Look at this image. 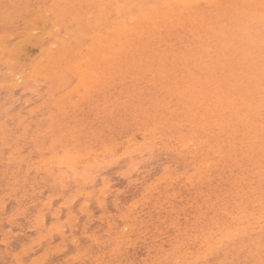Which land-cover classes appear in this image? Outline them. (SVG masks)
<instances>
[{
  "label": "rangeland",
  "instance_id": "rangeland-1",
  "mask_svg": "<svg viewBox=\"0 0 264 264\" xmlns=\"http://www.w3.org/2000/svg\"><path fill=\"white\" fill-rule=\"evenodd\" d=\"M192 1L0 0V264H264V0Z\"/></svg>",
  "mask_w": 264,
  "mask_h": 264
},
{
  "label": "bare ground",
  "instance_id": "bare-ground-1",
  "mask_svg": "<svg viewBox=\"0 0 264 264\" xmlns=\"http://www.w3.org/2000/svg\"><path fill=\"white\" fill-rule=\"evenodd\" d=\"M24 1H25V0H24ZM73 1H74V0H73ZM124 1H125V0H124ZM137 1H138V0H137ZM152 1H153V0H152ZM155 1H156V0H155ZM189 1H190V0H189ZM197 1H199V0H197ZM197 1H195V2H197ZM202 1H203V0H202ZM202 1H201V2H202ZM213 1H214V0H213ZM217 1L219 2V0H217ZM261 1H262V0H261ZM144 2H145V1H144ZM167 2H168V1H167ZM195 2H194V3H195ZM205 2H207V1H205ZM210 2H211V1H210ZM191 3H193V1H192ZM194 3H193V4H194ZM221 3L224 4V3L222 2V0H221ZM17 4H18V3H17ZM43 4H44V3H43ZM49 4H50V3H49ZM56 4H57V3H56ZM56 4H55V5H56ZM153 4H154V3H153ZM153 4H152V6H153ZM158 4H159V3H158ZM170 4H171V3H170ZM181 4H182V3H181ZM27 5H28V4H27ZM50 5H51V4H50ZM82 5H83V4H82ZM143 5H144V4H143ZM159 5H160V4H159ZM159 5H158V7H159ZM178 5H179V4H178ZM195 5H196V4H194V6H195ZM218 5H219V4H218ZM51 6H52V5H51ZM162 6L164 7V5H162ZM171 6H172V5H171ZM41 7H42V6H41ZM44 7H45V6H44ZM124 7H125V6H124ZM140 7H142V6H140ZM175 7H176V6H175ZM188 7H189V6H188ZM188 7H187V10L189 9ZM204 7H205V6H204ZM263 7H264V5H263ZM5 8H6V7H5ZM9 8H10V7H9ZM19 8H20V7H19ZM22 8H23V7H22ZM24 8H25V7H24ZM26 8H27V7H26ZM57 8H58V7H57ZM76 8H77V7H76ZM81 8H82V7H81ZM106 8H107V7H106ZM114 8H115V7H114ZM114 8H113V10H114ZM128 8H129V5H128ZM135 8H136V7H135ZM138 8H139V6H138ZM144 8H146V7H144ZM177 8H178V7H177ZM177 8H176V9H177ZM179 8H180V7H179ZM184 8H185V6H184ZM7 9H8V8H7ZM42 9H43V8H42ZM136 9H137V8H136ZM142 9H143V8H142ZM148 9H149V8H148ZM162 9H163V8H162ZM167 9H168V8H167ZM172 9H173V8H172ZM185 9H186V8H185ZM185 9H184L183 11H186ZM39 10H40V9H39ZM125 10H126V9H125ZM129 10H130V8H129ZM133 10H134V9H133ZM153 10H154V8H153ZM163 10H164V9H163ZM180 10H181V9H180ZM263 10H264V9H263ZM61 11H62V10H61ZM108 11L110 12V9H108ZM108 11H106V12H108ZM142 11H143V10H142ZM167 11H168V10H167ZM191 11H192V9H191ZM55 12H56V11H55ZM73 12H74V11H73ZM129 12H130V11H129ZM169 12H170V10H169ZM178 12H179V11H178ZM189 12H190V9H189ZM34 13H35V12H34ZM52 13H53V12H52ZM69 13H70V12H69ZM101 13H102V12H101ZM137 13H138V12H136V14H137ZM159 13H160V12H159ZM180 13H182V12H180ZM71 14H72V11H71ZM132 14H133V13H132ZM141 14H142V13H141ZM141 14H140V15H141ZM155 14H156V13H155ZM157 14H158V13H157ZM157 14H156V15H157ZM167 14H168V13H167ZM170 14H171V13H170ZM187 14H188V13H187ZM190 14H191V13H190ZM10 15H11V14H10ZM17 15H18V13H17ZM43 15H45V14H43ZM49 15H50V14H49ZM120 15H121V14H120ZM120 15H119V16H120ZM137 15H138V14H137ZM171 15H172V14H171ZM247 15H248V14H247ZM252 15H255V14L252 13ZM252 15H251V16H252ZM15 16H16V15H15ZM36 16H37V15H36ZM64 16H66V15H64ZM129 16H131V15H129ZM187 16H188V15H187ZM0 17H1V16H0ZM67 17H68V15H67ZM115 17H116V16H115ZM135 17H137V16H135ZM146 17H147V15H146ZM156 17H158V16H156ZM156 17H155V18H156ZM163 17H164V16H163ZM181 17H182V16H181ZM181 17H179V18H181ZM263 17H264V16H263ZM3 18H4V17H3ZM140 18H142V16H141ZM144 18H145V17H144ZM144 18H143V19H144ZM159 18H160V17H159ZM165 18H167V17H165ZM172 18H173V17H172ZM172 18H171V19H172ZM174 18H175V17H174ZM34 19H35V18H34ZM43 19H44V18H43ZM56 19H57V20H60V19H58V18H56ZM113 19H114V18H113ZM131 19H132V18H131ZM138 19H139V16H138ZM171 19H169V20H171ZM177 19H178V17H177ZM177 19H176V20H177ZM17 20H18V19H17ZM57 20H56V21H57ZM83 20H84V19H83ZM133 20H134V19H133ZM152 20H154V18H153ZM156 20H157V22H158L159 19H156ZM172 20H173V19H172ZM174 20H175V19H174ZM179 20H180V19H179ZM179 20H178V21H179ZM181 20H182V19H181ZM110 21H112V20H110ZM118 21H119V20H118ZM118 21H117V22H118ZM131 21H132V20H131ZM131 21H130V22H131ZM139 21H140V20H139ZM148 21H149V20H148ZM182 21H183V20H182ZM182 21H181V23H182ZM189 21H191V20H189ZM13 22H14V21H13ZM68 22H69V20H68ZM144 22H145V20H144ZM163 22H164V20H163ZM30 23H31V21H30ZM36 23H37V22H36ZM41 23H42V21H41ZM71 23H72V22H71ZM94 23H95V22H94ZM135 23H136V22H135ZM135 23H134V24H135ZM145 23H146V22H145ZM153 23H154V22H153ZM153 23H152L151 25H154ZM164 23H165V22H164ZM167 23H168V22H167ZM51 24H52V23H51ZM69 24H70V23H69ZM83 24H84V23H83ZM159 24H160V23H159ZM159 24H158V25H159ZM175 24H177V23H175ZM175 24H174V25H175ZM85 25H86V24H85ZM141 25H142V24H141ZM146 25L149 26V24H147V23H146ZM155 25H156V24H155ZM155 25H154V26H155ZM158 25H157V27H159ZM165 25H166V24H165ZM174 25H173V26H174ZM33 26H34V25H33ZM81 26H83V25H81ZM112 26H114V25H112ZM133 26H135V25H133ZM133 26H132V27H133ZM143 26H144V25H143ZM143 26H142V27H143ZM168 26H171V24H169ZM187 26H188V25H187ZM38 27H39V26H38ZM44 27H45V26H44ZM122 27H124V26H121V27L118 28V29H121ZM130 27H131V26H130ZM130 27H128V28H130ZM132 27H131V28H132ZM142 27H141V28H142ZM145 27H146V26H145ZM164 27H165V26H163V28H164ZM188 27H189V26H188ZM8 28H9V27H8ZM31 28H32V27H31ZM40 28H42V25H41ZM73 28H74V27H73ZM128 28H127V29H128ZM135 28H136V27H135ZM146 28H147V27H146ZM149 28H150V26H149ZM153 28H155V27H153ZM153 28H152V29H153ZM160 28H161V30H162V27H160ZM171 28H172V26H171ZM262 28H263V27H262ZM10 29H11V28H10ZM136 29H137V28H136ZM136 29H135V30H136ZM150 29H151V28H150ZM156 29H157V28H156ZM176 29H177V28H176ZM191 29H192V28H191ZM191 29H190V30H191ZM116 30H117V29H116ZM132 30H133V29H132ZM135 30H134V31H135ZM146 30H147V29H146ZM161 30L159 29V31H161ZM39 31H40V30H39ZM77 31H78V30H77ZM105 31H106V30H105ZM111 31H113V30H111ZM111 31H110V32H111ZM114 31H115V30H114ZM117 31H118V30H117ZM141 31H143V30H141ZM141 31H140V32H141ZM147 31H148V30H147ZM156 31H158V30H156ZM167 31H168V30H167ZM167 31H166V32H167ZM119 32H120V31H119ZM127 32H128V30H127ZM130 32H131V31H130ZM130 32H128V34H129ZM162 32H163V30H162ZM180 32H181V31H180ZM43 33H44V32H43ZM52 33H53V31H52ZM114 33H115V32H112L113 35H114ZM120 33H122V32H120ZM146 33H147V32H146ZM56 34H57V32H56ZM128 34H127V35H128ZM139 34H140V33H139ZM144 34H145V33H144ZM158 34H159V33H158ZM160 34H161V33H160ZM167 34H169V33L167 32ZM178 34H179V33H178ZM7 35H8V34H7ZM23 35H24V34H23ZM54 35H55V34H54ZM64 35H65V34H64ZM85 35H86V34H85ZM100 35H101V34H100ZM149 35H150V34H149ZM149 35H148V36H149ZM161 35H162V34H161ZM29 37H30V36H29ZM61 37H62V36H61ZM66 37H67V36H66ZM105 37H106V36H105ZM113 37H114V36H113ZM132 37H135V36H132ZM163 37H165V36H163ZM2 38H3V37H2ZM67 38H68V37H67ZM110 38H111V37H110ZM139 38H140V37H138V39H139ZM38 40H39V39H38ZM74 40H75V39H74ZM104 40H105V39H104ZM107 40H108V39H107ZM140 40H141V39H140ZM140 40H139V41H140ZM39 42H40V41H39ZM43 42H44V41H43ZM78 42H79V41H78ZM101 42H103V41H101ZM23 43H24V42H23ZM23 43H22V44H23ZM81 44H82V43H81ZM95 44H98V43H95ZM95 44H94V45H95ZM106 44H107V43H106ZM108 44H109V43H108ZM0 46H1V45H0ZM67 46H68V45H67ZM91 46H92V45H91ZM101 46H102V45H101ZM118 46H119V45H118ZM118 46H117V47H118ZM129 46H130V45H128V47H129ZM13 47H14V46H13ZM16 47H17V46H16ZM63 47H64V46H63ZM95 47H96V45H95ZM42 48H43V47H42ZM51 48H52V47H51ZM101 48H102V47H101ZM75 49H76V48H75ZM90 49H91V48H90ZM95 49H97V48H95ZM118 49H119V48H118ZM1 50H2V49H1ZM93 50H94V49H93ZM107 50H108V49H107ZM41 51H42V50H41ZM101 51H106V50H105V49H103V50L101 49ZM108 51H109V50H108ZM57 52H58V51H57ZM117 52H118V50H117ZM11 53H12V52H11ZM78 53H79V52H78ZM103 53H104V52H103ZM107 53H108V52H107ZM90 54H91V53H90ZM118 54H119V53H118ZM120 54H121V53H120ZM16 55H17V54H16ZM16 55H15V56H16ZM92 55H93V54H92ZM103 55H104V54H103ZM105 55H107V54H105ZM105 55H104V56H105ZM166 55H167V54H166ZM65 56H66V55H65ZM72 56H73V55H72ZM104 56H102V57H104ZM173 56H174V55H173ZM51 57H52V56H51ZM94 57H95V56H94ZM106 57H107V56H106ZM109 57H110V56H109ZM152 57H153V56H152ZM98 58H99V57H98ZM120 58H121V56H120ZM165 58H166V57H165ZM4 59H5V58H4ZM67 59H68V58H67ZM70 59H71V58H70ZM82 59H83V58H82ZM117 59L119 60V58H117ZM49 60H50V59H49ZM63 61H64V60H63ZM70 61H71V60H69V62H70ZM82 61H83V60H82ZM37 62H38V61H37ZM80 62H81V61H80ZM156 62H157V61H153V63H156ZM22 63H23V62H22ZM82 63H83V62H82ZM82 63H80V64L82 65ZM116 63H117V60H116ZM23 64H24V63H23ZM61 64H62V63H61ZM78 64H79V63H78ZM96 64H97V63H96ZM102 64H103V63H102ZM102 64H101V65H102ZM162 64H163V63H162ZM7 65H8V64H7ZM9 65H10V64H9ZM53 65H54V64H53ZM71 65H72V64H71ZM75 65H76V64H75ZM88 65H89V64H88ZM11 66H12V64H11ZM54 66H55V65H54ZM154 66H155V65H154ZM47 67H48V66H47ZM52 67H53V66H52ZM57 67H58V66H57ZM50 68H51V67H50ZM82 68H83V70H84V67H82ZM10 69H11V68H10ZM66 69H67V68H66ZM66 69H65V70H66ZM69 69H70V68H69ZM87 69H88V68H87ZM2 70H3V69H2ZM83 70H82V71H83ZM88 70H89V69H88ZM11 71H12V70H11ZM63 71H64V70H62V72H63ZM78 71H79V70H78ZM83 72H84V71H83ZM85 73H86V72H85ZM85 73H84V74H85ZM99 73H100V72H99ZM5 74H6V73H5ZM19 74H20V73H19ZM80 74H81V72H80ZM82 74H83V73H82ZM105 74H106V73H104V75H105ZM45 75H46V74H45ZM88 75H89V74H88ZM99 75H101V74H99ZM10 76H11V75H10ZM21 76H22V75H21ZM86 76H87V75H86ZM117 76H118V75H117ZM14 77H15V76H14ZM34 77H35V75H34ZM34 77H33V78H34ZM120 77H121V75H120ZM263 77H264V76H263ZM28 78H29V77H28ZM33 78H32V79H33ZM42 78H43V77H42ZM50 78H51V77H50ZM63 78H64V77H63ZM82 78H83V77H82ZM85 78H86V77H85ZM121 78H122V77H121ZM125 78H126V77H125ZM150 78H151V77H150ZM52 79H53V78H52ZM94 79L98 80L99 78L97 79V77L95 76ZM114 79H115V78H114ZM0 80H1V79H0ZM82 80H83V79H82ZM84 80H85V79H84ZM92 80H93V79H92ZM96 80H95V81H96ZM131 80H132V79H131ZM23 81H24V80H23ZM23 81H22V82H23ZM117 81H118V80H117ZM142 81H143V79H142ZM153 81H154V80H153ZM15 82H16V81H15ZM18 82H19V81H17V84H18ZM24 82H25V81H24ZM86 82H87V81H86ZM125 82H126V81H125ZM125 82H124V83H125ZM140 82H141V81H140ZM83 83H85V82H83ZM101 83H102V82H101ZM109 83H110V82H109ZM128 83H130V82H128ZM231 83H232V81H231ZM43 84H44V83H43ZM43 84H42V85H43ZM66 84H67V83H66ZM119 84H120V83H119ZM141 84H143V83H141ZM21 85H22V84H20V86H21ZM24 85H25V83H24ZM75 85H76V84H75ZM82 85H83V84H82ZM84 85H85V84H84ZM99 85H100V84H99ZM116 85H118V83L115 84V87H116ZM121 85H122V84H121ZM121 85H120V86H121ZM156 85H157V84H156ZM86 86H87V85H86ZM86 86H83V87H86ZM104 86H105V85H104ZM123 86H124V84H123ZM126 86H127V84H126ZM144 86H145V85H144ZM233 86H234V85H233ZM233 86H232V87H233ZM25 88H26V87H25ZM25 88H24V89H25ZM184 88H185V87H184ZM29 89H30V88H29ZM223 89H224V88H223ZM78 90H79V88H78ZM107 90H108V89H107ZM188 90H189V89H188ZM220 90H221V89H220ZM9 91H10V90H9ZM37 91H38V90H37ZM87 91H88V90H87ZM102 91H103V90H102ZM183 91H184V90H183ZM183 91H182V92H183ZM106 92H107V91H106ZM219 92L221 93V91H219ZM33 93H34V92H33ZM56 93H57V92H56ZM79 93H80V92H79ZM79 93H78V94H79ZM173 93H174V92H173ZM177 93H178V92H177ZM10 94H11V93H10ZM76 94H77V93H76ZM101 94H102V93H101ZM105 94H106V93H105ZM3 95H4V94H3ZM5 95H6V94H5ZM232 95H233V94H232ZM76 96H77V95H76ZM140 96H141V95H140ZM194 96H196V95H194ZM229 96H231V95H229ZM262 96H263V95H262ZM171 97H172V95H171ZM196 97H197V96H196ZM226 97H227V96H226ZM231 97H232V96H231ZM231 97H229V99H230ZM22 98H23V97H22ZM190 98H191V97H190ZM192 98H195V97L192 96ZM192 98H191V99H192ZM10 99H11V98H10ZM55 99H56V98H55ZM62 99H63V98H62ZM117 99H118V98H117ZM172 99H173V98H172ZM242 99H243V98H242ZM248 99L250 100V98H248ZM132 100H133V99H132ZM156 100H157V99H156ZM173 100H174V99H173ZM173 100H172V101H173ZM185 100H186V99H185ZM192 100L194 101V99H192ZM198 100H199V99H198ZM208 100H209V99H208ZM221 100H222V99H221ZM227 100H228V99H227ZM234 100H235V99H234ZM4 101H5V100H4ZM13 101H14V100H13ZM54 101H55V100H54ZM72 101H73V100H72ZM190 101H191V100H190ZM216 101H217V100H216ZM237 101H239V100H237ZM241 101H242V100H241ZM244 101H245V100H244ZM252 101H253V100H252ZM8 102H9V101H8ZM233 102H234V101H233ZM242 102H243V101H242ZM249 102H250V101H249ZM249 102H247L246 104H247V105L249 104V107H251V105H250L251 103H249ZM260 102H261V101H260ZM79 103H80V102H79ZM160 103H161V102H160ZM160 103H159V104H160ZM187 103H189V102H187ZM213 103H215V102H213ZM238 103H239V102H238ZM240 103H241V102H240ZM263 103H264V101H263ZM263 103H262L261 105L264 106ZM10 104H11V103H10ZM66 104H67V103H66ZM77 104H78V103H77ZM99 104H100V103H99ZM137 104H138V103H137ZM137 104H136V105H137ZM144 104H145V102H144ZM165 104H166V103H165ZM184 104H185V101H184ZM216 104H217L218 106L221 105V103H220V105H219L218 102H217ZM236 104H237V103H236ZM243 104H244V103H243ZM253 104H254V103H253ZM258 104H259V103H258ZM51 105H52V103H51ZM142 105H143V104H142ZM161 105H162V104H161ZM171 105H172V104H171ZM176 105H177V104H176ZM176 105H175V106H176ZM182 105H183V104H182ZM190 105H191V103H190ZM223 105H224V104H223ZM228 105H229V104H228ZM254 105H255V104H254ZM256 105H257V104H256ZM261 105H260V106H261ZM24 106H25V105H24ZM157 106H158V105H157ZM167 106H168V105H167ZM167 106H165V108H167ZM172 106H173V105H172ZM185 106H186V104H185ZM185 106L183 105V107H185ZM210 106H211V105H210ZM237 106H239V105H237ZM241 106H242V104H241ZM252 106H253V105H252ZM258 106H259V105H258ZM43 107H44V106H43ZM54 107H56V106H54ZM162 107H163V106H162ZM170 107H171V106H170ZM188 107H189V106H188ZM203 107H204V106H203ZM214 107L216 108V106H214ZM214 107H212V109H213ZM220 107H221V106H220ZM220 107H219V108H220ZM228 107H230V106H228ZM233 107H234V106H233ZM233 107H232V108H233ZM235 107H236V106H235ZM239 107H240V106H239ZM239 107H238V108H239ZM246 107H248V106H246ZM179 108H180V107H179ZM207 108H209V107H207ZM207 108H206V109H207ZM222 108H223V106L220 108L221 110H223V111H222V113H223V112H224V109H222ZM232 108L230 107V110H231ZM244 108H245V107H244ZM253 108H254V107H253ZM255 108L257 109V107H255ZM57 109H58V108H57ZM96 109H97V108H96ZM173 109H174V108H172V109H170V110H173ZM180 109H181V108H180ZM183 109H184V108H183ZM197 109H198V108H197ZM197 109H196V110H197ZM201 109H202V107H201ZM204 109H205V107H204ZM212 109H211V110H212ZM220 109H217V110H219V113H220ZM236 109H237V108H236ZM236 109H235V111H236ZM240 109H243V108L241 107ZM250 109H252V108H250ZM262 109H263V108H261V110H262ZM140 110H141V108H140ZM159 110H160V109H159ZM162 110H163V109H162ZM170 110L168 109V110H165V111L167 112V111H170ZM175 110H176V109H175ZM209 110H210V109H209ZM211 110H210V111H211ZM214 110H216V109H214ZM225 110H228V111H229L228 108H227V109L225 108ZM232 110H233V109H232ZM258 110H259V109H258ZM258 110H256V111H258ZM8 111H9V110H8ZM28 111H29V110H28ZM93 111H94V110H93ZM97 111H98V110H97ZM177 111H178V110H177ZM235 111H234V113H235ZM238 111H239V110H238ZM243 111H244V110H243ZM256 111H255V114H256ZM134 112H135V111H134ZM134 112H133V113H134ZM141 112H142V111H141ZM152 112H153V111H152ZM190 112H192V111L190 110ZM239 112H241V111H239ZM239 112H237V113H239ZM59 113H60V112H59ZM136 113H137V111H136ZM155 113H156V112H155ZM157 113H158V112H157ZM214 113H215V111H214ZM219 113H218V114H219ZM231 113H232V112H231ZM237 113H236V114H237ZM251 113H254V112H251ZM251 113H250V111H249L250 116H252ZM263 113H264V112H263ZM48 114H49V113H48ZM51 114H52V113H51ZM134 114H135V113H134ZM138 114H139V113H138ZM172 114H173V112H172ZM228 114H229V113H228ZM243 114H244V113H243ZM247 114H248V111H247ZM247 114H246V115H247ZM249 114H248V115H249ZM255 114H254V115H255ZM261 114H262V113H261ZM103 115H104V114H103ZM105 115H106V114H105ZM187 115H188V112H187ZM187 115H186V116H187ZM189 115H190V114H189ZM201 115H202V114H201ZM201 115H199V116L201 117ZM207 115H208V114H207ZM210 115H211V114H210ZM220 115H221V113H220ZM244 115H245V114H244ZM259 115H260V113H259ZM49 116H50V115H49ZM49 116H47V117L49 118ZM51 116H52V115H51ZM136 116H137V115H136ZM147 116H148V114H147ZM157 116H158V115H157ZM213 116H215V114H212V117H213ZM230 116H234V115H230ZM235 116H236V115H235ZM257 116H258V115H257ZM261 116L263 117L264 115H261ZM53 117H54V116H53ZM137 117H138V116H137ZM143 117H144V116H143ZM143 117H142V118H143ZM204 117L207 118L208 116H204V115H203V117H201V118L203 119ZM210 117H211V116H209V118H208L209 120H210ZM221 117H222V116H221ZM247 117L249 118V116H247ZM247 117H246V119H247ZM258 117H259V116H258ZM25 118H26V117H25ZM134 118H135V116H134ZM142 118H140V120H142ZM153 118H154V117H153ZM165 118H166V117H165ZM165 118H164V119H165ZM177 118H178V117H177ZM186 118H187V117H186ZM186 118H185L184 120H186ZM239 118H241V117L239 116ZM244 118H245V117H244ZM254 118H255V117H254ZM263 118H264V117H263ZM135 119H136V118H135ZM171 119H172V118H171ZM174 119H175V118H174ZM187 119H188V118H187ZM198 119H199V117H198ZM221 119L223 120L224 118H221ZM228 119H229V118H228ZM241 119H242V118H241ZM51 120H52V119H51ZM138 120H139V119H138ZM166 120H167V119H166ZM178 120H179V118H178ZM203 120H204V119H203ZM203 120H202V122H203ZM211 120H212V119H211ZM215 120L217 121L218 119L214 118V122H215ZM222 120H220V121H222ZM224 120H225V119H224ZM230 120H231V117H230ZM237 120H238V117H237ZM251 120H253V118L250 119V121H251ZM52 121H53V120H52ZM149 121H150V120H149ZM149 121H148V124H149ZM157 121H158V120H157ZM160 121H161V120H160ZM160 121H158V122H160ZM162 121H163V118H162ZM162 121H161V122H162ZM167 121H168V120H167ZM187 121H188V120H187ZM205 121H208V120H205ZM226 121H227V120H225L224 122L226 123V125H228V123H230V122H229V121L226 122ZM240 121H241V120H240ZM250 121H249V122H250ZM261 121H264V120L261 119L260 122H261ZM19 122H20V121H19ZM138 122H139V121H138ZM155 122H156V121H155ZM176 122H178V121H176ZM176 122H175V124H176ZM183 122H184V121H183ZM196 122H197V121H196ZM211 122H212V127H211V128H213V127L215 126V125H214L215 123H214L213 121H211ZM236 122H237V121H236ZM252 122H253V121H252ZM257 122H258V121H257ZM20 123H21V122H20ZM135 123H136V122H135ZM153 123H154V120H153ZM153 123H152V124H153ZM164 123H166V122H164ZM188 123H190V122H188ZM188 123H187V124H188ZM197 123H198V122H197ZM213 123H214V124H213ZM222 123H223V122H222ZM242 123H243V122H242ZM242 123H240V125H241ZM246 123H248V121H246ZM254 123H255V125H257L256 122H254ZM254 123H253V124H254ZM21 124H22V123H21ZM179 124H180V123H179ZM182 124H184V123H182ZM199 124H202V123L199 122ZM199 124H197V127H198ZM203 124H205L206 128H207V126H208V127L210 126V125H207V124H209V122H208L207 124H206V122H203ZM210 124H211V123H210ZM220 124H221V123H220ZM232 124H233V123H231L230 125H232ZM234 124H236V123L234 122ZM237 124H238V123H237ZM244 124H245V123H244ZM244 124H243V126H244ZM250 124H251V123H250ZM263 124H264V122H263ZM138 125H139V124H137V126H138ZM170 125L172 126V124H170ZM190 125H191V124H190ZM190 125H189V126H190ZM213 125H214V126H213ZM48 126H49V125H48ZM134 126H135V125H134ZM137 126H136V127H137ZM143 126H144V125H143ZM154 126H155V125L153 124V127H154ZM156 126H157V125H156ZM191 126H193V125H191ZM202 126H203V125H202ZM205 126H204V127H205ZM259 126H260V123H259ZM136 127H135V128H136ZM146 127H147V126H146ZM174 127H175V126H174ZM194 127H195V129L197 128L196 126H194ZM216 127H217V130L219 131V125L216 126ZM216 127H215V128H216ZM220 127H223V126H220ZM245 127H246V126H245ZM252 127H253V126H252ZM255 127H256V126H255ZM261 127H263V126L261 125L260 128H261ZM47 128H48V127H47ZM112 128H113V127H112ZM156 128H157V127H156ZM161 128H162V127H161ZM161 128H160V129H161ZM168 128H169V126H168ZM200 128L203 129V127H200ZM200 128H199L198 131H201ZM225 128H227V127H225ZM228 128H229V127H228ZM234 128H235V127H234ZM250 128H251V127H249L248 129H250ZM118 129H119V128H118ZM121 129H122V128H121ZM130 129H131V128H130ZM138 129H139V128H138ZM138 129H137V131H138ZM154 129H155V127H154ZM180 129H181V128H180ZM180 129H179V130H180ZM192 129H193V127L191 128V130H192ZM209 129H210V128H209ZM209 129H208V130H209ZM222 129H223V128H222ZM231 129H233V125H232V128H231ZM236 129H237V128H236ZM238 129H239V128H238ZM248 129H247V130H248ZM128 130H129V129H128ZM144 130H145V128H144L142 131H144ZM148 130H149V129H148ZM176 130H177V129H176ZM191 130H190V132L193 131V130H192V131H191ZM214 130H215V129H214ZM225 130H227V129H224V132H226ZM244 130H246V128H244ZM244 130H243V131H244ZM250 130H251V129H250ZM252 130H254L255 140L259 139V138L256 136V132H255V130L258 131L259 128H258V129H253V128H252ZM18 131H19V130H18ZM120 131H122V130H120ZM124 131H126V130H124ZM137 131H136V132H137ZM146 131H147V130H146ZM154 131H155V130H154ZM154 131H153V132H154ZM203 131H204V130H203ZM203 131H202V132H203ZM211 131H212V130H211ZM241 131H242V129H241ZM241 131H240L239 133H242V134H243L244 132H241ZM259 131H264V129L262 128V130H259ZM153 132H152L151 134H153ZM155 132H156V131H155ZM160 132H161V131H160ZM175 132H176V131H175ZM186 132H187V131H186ZM190 132H188V133L190 134ZM196 132H197V131H196ZM202 132H201V134H202ZM204 132H205V131H204ZM206 132H208V131L206 130ZM213 132H217V131H216V130H215V131H212V135H214ZM229 132H231V131H230V128H229ZM245 132H246V131H245ZM104 133H105V132H104ZM141 133H142V132H141ZM144 133H145V132H143V134H144ZM149 133H150V132H149ZM192 133H194V132H192ZM197 133H199V132H197ZM208 133H209V132H208ZM246 133H248V132H246ZM158 134H159V133H158ZM161 134H162V133H161ZM168 134H169V133H168ZM173 134H174V132H173ZM179 134H180V132H179ZM186 134H187V133H186ZM189 134H188V135H189ZM215 134H216V133H215ZM217 134H218V132H217ZM217 134H216V135H217ZM220 134H221V133H220V131H219L218 136H219ZM222 134H223V132H222ZM236 134L238 135V132H237ZM261 134H262V133H261ZM37 135H38V134H37ZM37 135H36V136H37ZM132 135H133V134H131V136H132ZM140 135H141V134H140ZM144 135H145V134H144ZM171 135H172V134H171ZM190 135H191V134H190ZM194 135H195V134H194ZM207 135H208V134H207ZM225 135H226V134H225ZM230 135H231V134H230ZM230 135H228V136H230ZM232 135H233V134H232ZM234 135H235V134H234ZM245 135H246V134H245ZM248 135H249V134H247V136H248ZM250 135H251V134H250ZM250 135H249V136H250ZM40 136H41V135H40ZM131 136H130V137H131ZM145 136H147V135H145ZM152 136H153V135H152ZM183 136H184V135H183ZM220 136H221V135H220ZM220 136H219V137H220ZM235 136H236V135H235ZM247 136H246V137H247ZM259 136H260V135H259ZM141 137H142V136H141ZM147 137H148V136H147ZM166 137H167V136H166ZM169 137H171V136H169ZM169 137H167V138H169ZM185 137H186V136H185ZM193 137H195V136H193ZM193 137H192V138H193ZM208 137H209V136H208ZM214 137H216V136H214ZM239 137H240V136H239ZM239 137H238V138H239ZM253 137H254V136H253ZM256 137H257V139H256ZM118 138H119V137H118ZM144 138H145V137H144ZM156 138H158V137H156ZM201 138H202V137H201ZM232 138H233V137H232ZM238 138H237V139H238ZM244 138H245V137H244ZM249 138L251 139V137H249ZM127 139H128V138H127ZM152 139H153V138H152ZM177 139H178V138H177ZM183 139H184V137H183ZM183 139H181V140H183ZM187 139H189V138H187ZM209 139H211V138H209ZM220 139H221V138H220ZM239 139H240V138H239ZM253 139H254V138H253ZM13 140H14V139H13ZM50 140H51V139H50ZM130 140H131V139H128V141H130ZM179 140H180V138H179ZM211 140H213V139H211ZM216 140H219V139H216ZM227 140H228V138H227ZM243 140H244V142H242V141H241V142H242V143H245V141H246V144H247L248 138H247V140H245V139H243ZM111 141H112V140H111ZM124 141H125V140H124ZM128 141H127V142H128ZM132 141H133V140H132ZM162 141H163V140H162ZM251 141H252V140H251ZM260 141H263V139L260 140ZM260 141L257 140V142H260ZM13 142H14V141H13ZM48 142H49V141H48ZM71 142H72V141H71ZM82 142H83V141H82ZM116 142H117V141H116ZM125 142H126V141H125ZM130 142H131V141H130ZM133 142H134V141H133ZM186 142H187V141H186ZM203 142H204V141H203ZM208 142H210V141H208ZM213 142H215V140H214ZM221 142H223V139H221ZM235 142H236V141H235ZM238 142H239V140H238ZM241 142H240V143H241ZM4 143H5V142H4ZM7 143H8V142H7ZM84 143H86V142H84ZM118 143H119V142H118ZM162 143H164V142H161V144H162ZM211 143H212V142H211ZM211 143H210V146H211ZM216 143H217V142H216ZM227 143L230 144V142H226L225 144H227ZM233 143H234V140H233ZM233 143L231 142V145H234ZM240 143H239V144H240ZM250 143H251V142H250ZM252 143H253V141H252ZM15 144H16V143H15ZM55 144H56V143H55ZM109 144H110V143H109ZM130 144H131V143H130ZM170 144H171V143H170ZM197 144H198V143H197ZM214 144H215V143H214ZM223 144H224V143H223ZM239 144H238V146H239ZM255 144H256V143H255ZM7 145H8V144H7ZM106 145H107V144H106ZM110 145H111V144H110ZM119 145H120V144H119ZM128 145H129V144H128ZM137 145H138V144H137ZM143 145H144V144H143ZM184 145H186V143H184ZM193 145H194V144H193ZM200 145H201V144H200ZM202 145H203V144H202ZM212 145H213V144H212ZM218 145H219V146H222V145H220L219 143H218ZM218 145H217V147H218ZM227 145H228V144H227ZM231 145H229L228 147L230 148ZM5 146H6V145H4V147H5ZM131 146H132V145H131ZM152 146H155V145H152ZM156 146H157V145H156ZM238 146H236L234 149H236ZM249 146H252V145H249ZM109 147H110V146H109ZM119 147H120V146H119ZM132 147H133V146H132ZM139 147H140V146H139ZM139 147H137V148H139ZM150 147H151V146H150ZM163 147H164V146H163ZM165 147H166V146H165ZM189 147H191V146H189ZM239 147H240V146H239ZM244 147H245V146H244ZM246 147H247V145H246ZM120 148H121V147H120ZM168 148H169V147H168ZM201 148H202V147H201ZM204 148H205V147H204ZM241 148H242V147H240V149H241ZM247 148H248V147H247ZM261 148H262V147H261ZM104 149H105V148H104ZM107 149H110V148H107ZM129 149H130V148H129ZM133 149H134V148H133ZM151 149H152V148H151ZM169 149H170V148H169ZM198 149H199V148H198ZM211 149H212V148H211ZM218 149H219V148H218ZM262 149H264V148H262ZM101 150H102V149H101ZM163 150H164V149H163ZM165 150H166V149H165ZM216 150H217V149H216ZM220 150L222 151V149H220ZM224 150H225V149H224ZM224 150H223V151H224ZM226 150H227V149H226ZM226 150H225V151H226ZM228 150H229V149H228ZM35 151H36V150H35ZM80 151H81V150H80ZM82 151H84V150H82ZM82 151H81V152H82ZM105 151H106V150H105ZM109 151H110V150H109ZM113 151H114V150H113ZM152 151H153V150H152ZM158 151L160 152V149L157 150V152H158ZM221 151H220V152H221ZM236 151H237V150H236ZM259 151H260V149H259ZM78 152H79V151H78ZM110 152H112V151H110ZM110 152H108V153H110ZM132 152H133V151H132ZM167 152H168V151H167ZM238 152L241 153V152H242V149H241V151H238ZM260 152H262V151H260ZM106 153H107V152H106ZM179 153H180V152H179ZM179 153H177V154H179ZM222 153H223V152H222ZM235 153H237V152H235ZM255 153H256V152H255ZM52 154H53V153H52ZM72 154H73V153H72ZM75 154L78 155V153H75ZM79 154H81V153H79ZM83 154L85 155L84 152H83ZM86 154H87V152H86ZM88 154H89V153H88ZM101 154H102V153H101ZM124 154H125V153H124ZM192 154H193V153H192ZM245 154H246V153H244V156H245ZM263 154H264V153H263ZM73 155H74V154H73ZM96 155H97V154H96ZM103 155H104V154H103ZM153 155H154V154H153ZM190 155H191V154H190ZM190 155H189V157H190ZM221 155H222V154H221ZM223 155H224V154H223ZM230 155H231V154H230ZM230 155H229V156H230ZM234 155H236V154H234ZM241 155H242V154H241ZM79 156H80V155H79ZM101 156H102V155H101ZM120 156H121V155H120ZM185 156H186V155H185ZM192 156H193V155H192ZM227 156H228V154H227ZM247 156H250V155H247ZM255 156H256V155H255ZM86 157H87V156H86ZM88 157H89V156H88ZM102 157H103V156H102ZM152 157H153V156H152ZM175 157H176V156H175ZM178 157H179V156H178ZM180 157H181V156H180ZM232 157H233V156H232ZM251 157H252V155H251ZM0 158H1V157H0ZM19 158H20V157H19ZM19 158H18V159H19ZM72 158H73V156H72ZM74 158H75V157H74ZM96 158H97V157H95L94 161L96 160ZM235 158H237V157L235 156ZM235 158H233V159H235ZM241 158H242V157H241ZM243 158H244V157H243ZM245 158H246V157H245ZM245 158H244V159H245ZM253 158H254V159H257V158H255V157H253ZM41 159H42V158H41ZM63 159H64V158H63ZM63 159H62V160H63ZM66 159H67V158H65V161H67ZM70 159H71V158H70ZM70 159H69V160H70ZM102 159H103V158H102ZM230 159H231V156H230ZM233 159H232V160H233ZM249 159H250V158H249ZM249 159H248V161H249ZM20 160H21V159H20ZM232 160H231V163L233 162ZM241 160H242V159H241ZM250 160H251V159H250ZM258 160H259V159H258ZM1 161H2V160H1ZM51 161H52V160H51ZM87 161H88V160H87ZM87 161H86V162H87ZM90 161L93 162V160L91 159V160L88 161V163H89ZM102 161H103V160H102ZM235 161H236V160H235ZM244 161H245V160H244ZM254 161H255V160H254ZM259 161H260V160H259ZM47 162H48V161H47ZM96 162H98V161L96 160ZM96 162H95V163H96ZM240 162H242V161H240ZM251 162H253V161H251ZM251 162H249V164H250ZM128 163H129V162H128ZM214 163H215V162H214ZM243 163H244V162H243ZM247 163H248V162H247ZM257 163L261 166V163H259V162H257ZM51 164H52V163H51ZM78 164H79V163H78ZM89 164H90V163H89ZM126 164H127V163H126ZM184 164H185V163H184ZM225 164H226V163H225ZM252 164H254V163H252ZM13 165H14V163H13ZM16 165H17V162H16ZM26 165H27V164H26ZM228 165H229V164H228ZM232 165H233V164H232ZM245 165H246V164H245ZM255 165H256V164H255ZM263 165H264V164H263ZM263 165H262V166H263ZM54 166H56V165H54ZM64 166H65V164H64ZM64 166H62V167H64ZM67 166H68V165H67ZM67 166H66V167H67ZM70 166H72V165L70 164ZM74 166H76V165H74ZM126 166H127V165H126ZM193 166H194V165H193ZM210 166H211V165H210ZM234 166H235V165L232 166L233 169H234ZM8 167H9V166H8ZM27 167H28V166H27ZM27 167H26V168H27ZM34 167H35V166H34ZM51 167H52V166H51ZM68 167H69V166H68ZM72 167H73V166H72ZM76 167H77V166H76ZM138 167H139V166H138ZM237 167L240 168V166H237ZM244 167H245V166H244ZM254 167H256V166H254ZM45 168H46V167H45ZM57 168H58V167H57ZM59 168H60V167H59ZM64 168H65V167H64ZM79 168H80V167H79ZM205 168H206V167H205ZM213 168H214V167H213ZM213 168H211V169H213ZM229 168H230V167H229ZM252 168H253V167H252ZM258 168H259V166H258ZM263 168H264V167H263ZM36 169H37V168H36ZM48 169H49V168H48ZM48 169H47V170H48ZM184 169L186 170V168H184ZM14 170H15V169H14ZM43 170H44V169H43ZM43 170H42V171H43ZM45 170H46V169H45ZM45 170H44V171H45ZM47 170H46V171H47ZM123 170H124V169H123ZM209 170H210V169H209ZM228 170H231V168L228 169ZM247 170H248V169H247ZM247 170H246V172H247ZM254 170H255V169H254ZM260 170H261V169H260ZM127 171H128V170H127ZM129 171H130V170H129ZM239 171H240V170H239ZM256 171H257V170H256ZM51 172H52V171H51ZM182 172H183V169H182ZM184 172H185V171H184ZM220 172H221V171H220ZM231 172H232V171H231ZM27 173H29V171H28ZM179 173H180V172H179ZM185 173H186V172H185ZM205 173H206V172H205ZM208 173H209V172H208ZM229 173H230V171H229ZM241 173H242V172H241ZM254 173H255V172H254ZM254 173H253V174H254ZM263 173H264V172H263ZM159 174H160V173H159ZM176 174H177V173H176ZM253 174H252V175H253ZM14 175H15V174H14ZM162 175H163V174H162ZM167 175H168V174H167ZM167 175H166V176H167ZM200 175L202 176L203 173L200 174ZM200 175H198V176H200ZM245 175H247V174H245ZM245 175H244V176H245ZM164 176H165V175H164ZM164 176H163V177H164ZM198 176H197V177H198ZM217 176H218V175H217ZM125 177H126V176H125ZM169 177H170V176H169ZM235 177H236V176H235ZM123 178H124V177H123ZM161 178H162V177H161ZM226 178H227V177H226ZM229 178H230V176H229ZM229 178H228V179H229ZM242 178H243V177H242ZM7 179H8V178H7ZM200 179H201V178H200ZM200 179L198 180V183L201 181ZM208 179H209V178H208ZM126 180H127V179H126ZM157 180H158V179H157ZM202 180H203V179H202ZM234 180H235V179H234ZM234 180H233V181H234ZM257 180H259V179H257ZM45 181H46V180H45ZM165 181H166V180H165ZM168 181H169V179H168ZM190 181H191V180H190ZM194 181L197 182L196 180H194ZM208 181H209V180H208ZM250 181H251V180H250ZM157 182H158V181H157ZM188 182H189V181H188ZM202 182H203V181H202ZM202 182H201V184H202ZM206 182H207V181H206ZM257 182H258V181H257ZM257 182H256V183H257ZM259 182H260V181H259ZM259 182H258V183H259ZM221 183H222V182H221ZM236 183H237V182H236ZM249 183H251V182H249ZM261 183H263V182L261 181ZM155 184H156V186H157V183H155ZM171 184H172V183H171ZM190 184H191V182H190ZM228 184H229V182H228ZM230 184H231V183H230ZM233 184H235V182H234ZM263 184H264V183H263ZM148 185H149V184H148ZM169 185H170V184H169ZM188 185H189V184H188ZM192 185H193V183H192ZM189 186L191 187V185H189ZM229 186L231 187V185H229ZM233 186H234V185H233ZM237 186H238V184H237ZM152 187H154V184L152 185ZM152 187H151V188H152ZM158 187H160V186H159V182H158ZM190 187H189V188H190ZM192 187H193V186H192ZM251 187H253V186H251ZM257 187H258V186H257ZM259 187H260V186H259ZM151 188H150V189H151ZM164 188H165V187H164ZM208 188H209V187H208ZM97 189H98V188H97ZM150 189L148 188V191H149ZM166 189H167V188H166ZM186 189H187V188H186ZM191 189H192V188H191ZM195 189H196V188H195ZM222 189H223V188H222ZM253 189H254V188H253ZM250 190H251V189H250ZM261 190H262V189H261ZM89 191H90V190H89ZM192 191H193V193L195 192L194 190H192ZM192 191H191V192H192ZM122 192H123V191H122ZM171 192H172V191H171ZM83 193H84V191H83ZM145 193H147V191H146ZM166 193H168V192H166ZM173 193H175V192H173ZM236 193H237V192H236ZM262 193H263V192H262ZM71 194H72V193H71ZM80 194H81V193H80ZM194 194H195V193H194ZM199 194H200V193H199ZM259 194H260V192H259ZM75 195H76V194H75ZM119 195H120V194H119ZM88 196H89V195H88ZM100 196H101V195H100ZM144 196H145V195H144ZM194 196H195V195H194ZM198 196H199V195H198ZM214 196H215V195H214ZM256 196H257V195H256ZM261 196H263V195H261ZM261 196H260V197H261ZM147 197H149V196H147ZM147 197H146V198H147ZM172 197H174V196L172 195ZM217 197H218V196H217ZM244 197H245V196H244ZM257 197H258V196H257ZM260 197H259V198H260ZM65 198H66V197H65ZM85 198H86V196H85ZM141 198H143V197L141 196ZM144 198H145V197H144ZM206 198H207V197H206ZM235 198H236V197H235ZM263 198H264V197H263ZM67 199H68V198H67ZM203 199H205V198H203ZM99 200H100V199H99ZM140 200H141V199H140ZM145 200H147V199H145ZM205 200H206V199H205ZM218 200H219V198H218ZM218 200H217V201H218ZM87 201H88V200H87ZM225 201H226V200H225ZM252 201H253V200H252ZM97 202H98V201H97ZM240 202H241V201H240ZM155 203H156V202H155ZM162 203H163V202H162ZM206 203H207V202H206ZM258 203H259V202H258ZM201 204H202V203H201ZM256 204H257V202H256ZM158 205H159V204H158ZM225 205H226V204H225ZM225 205H224V207H225ZM156 206H157V205H156ZM253 206H254V205H253ZM47 207H48V206H47ZM135 207H136V206H135ZM166 207H167V206H166ZM195 207H196V204H195ZM250 207H251V206H250ZM155 208H156V207H155ZM56 209H57V208H56ZM115 209H116V208H115ZM159 209H160V208H159ZM170 209H171V208H170ZM211 209H212V208H211ZM88 210H89V209H88ZM212 210H213V209H212ZM235 210H236V209H235ZM229 211H230V210H229ZM69 212H70V211H69ZM171 212H172V211H170V213H171ZM206 212H207V211H206ZM226 212H227V211H226ZM86 213H87V212H86ZM220 213H221V212H220ZM175 214H176V213H175ZM206 214H207V213H206ZM85 215H86V214H85ZM102 215H103V214H102ZM200 215H201V214H200ZM202 215H203V214H202ZM202 215H201V216H202ZM242 215H243V214H242ZM244 215H245V214H244ZM122 216H123V215H122ZM122 216H121V217H122ZM198 216H199V215H198ZM203 216H204V215H203ZM117 217H118V216H117ZM124 217H125V216H124ZM209 217H210V216H209ZM212 217H213V216H212ZM132 218H134V216H133ZM176 218H177V216H176ZM237 218H239V217H237ZM250 218H251V217H250ZM97 219H98V218H97ZM134 219H135V218H134ZM134 219H133V220H134ZM139 219H140V218H139ZM163 219H164V218H163ZM225 219H226V218H225ZM215 220H216V218H215ZM197 221H198V220H197ZM211 221H212V218H211ZM85 222H86V221H85ZM162 222H163V221H162ZM187 222H188V221H187ZM255 222H256V221H255ZM202 223H203V222H202ZM204 223H205V222H204ZM206 223H207V222H206ZM211 223H212V222H211ZM217 223H218V222H217ZM213 224H214V223H213ZM225 224H226V223H225ZM132 225H133V224H132ZM187 225H188V224H187ZM214 225H215V224H214ZM263 225H264V224H263ZM164 226H165V225H164ZM196 226H197V225H196ZM222 226H223V225H222ZM227 226H228V224H227ZM260 226H261V225H260ZM108 227H109V226H108ZM124 227H125V225H124ZM131 227H132V226H131ZM131 227H130V228H131ZM134 227H135V226H134ZM141 227H142V226H141ZM171 227H172V226H171ZM214 227H215V226H214ZM216 227H218V226H216ZM225 227H226V226H225ZM81 228H82V227H81ZM195 228H197V227H195ZM221 228H223V227H221ZM238 228H239V227H238ZM122 229H124V228H122ZM132 229H133V228H132ZM132 229H130V230H132ZM199 229H200V228H199ZM119 230H120V229H119ZM184 230H185V229H184ZM166 231H167V230H166ZM178 231H179V230H178ZM199 231H200V230H199ZM213 231H214V230H213ZM90 232H91V231H90ZM232 232H233V230H232ZM176 233H178V232H176ZM179 233H180V232H179ZM182 233H183V232H182ZM205 233H206V232H205ZM209 233H212V231L209 232ZM224 233H225V232H224ZM83 234H84V233H83ZM63 235H64V234H63ZM184 235H185V234H184ZM201 235H202V233H201ZM232 235L234 236V233H233ZM232 235H231V236H232ZM245 235H246V234H245ZM204 236H205V235H204ZM233 236H232L231 238H229V239H230V240L233 239ZM95 237H96V236H95ZM117 237H119V236H117ZM121 237H122V236H121ZM179 237H180V236H179ZM228 237H229V236H227V239H228ZM237 237H238V236H237ZM71 238H72V237H71ZM186 238H187V237H186ZM207 238H208V237H207ZM92 239H93V238H92ZM94 239H95V238H94ZM127 239H128V238H127ZM168 239H169V238H168ZM176 239H177V238H176ZM189 239H190V237H189ZM194 239H195V238H194ZM227 239H226V240H227ZM69 240H70V239H69ZM72 240H73V239H72ZM97 240H98V239H97ZM123 240H124V239H123ZM138 240H139V238H138ZM196 240H197V239H196ZM94 241H95V240H94ZM117 241H118V240H117ZM136 241H137V240H136ZM176 241H177V240H176ZM218 241H219V240H218ZM62 242H63V241H62ZM70 242H71V241H70ZM73 242H74V241H73ZM96 242H97V241H96ZM115 242H116V241H115ZM115 242H114V243H115ZM122 242H123V241H122ZM124 242H125V241H124ZM220 242H221V240H220ZM71 243H72V242H71ZM94 243H95V242H94ZM98 243H99V241H98ZM114 243H113V244H114ZM175 243H176V242H175ZM206 243H208V241H207ZM225 243H226V242H225ZM252 243H253V242H252ZM126 244H127V243H126ZM128 244H129V243H128ZM210 244H211V243H209V245H210ZM214 244H215V243H214ZM214 244H213V245H214ZM222 244H223V243H222ZM226 244H227V243H226ZM116 245H117V244H116ZM132 245H134V244H132ZM129 246H130V245H129ZM226 246H227V245H226ZM244 246H245V245H244ZM263 246H264V245H263ZM116 247H120V246H116ZM125 247H126V246H125ZM233 247H234V246H233ZM210 248H212V247H210ZM223 248H224V247H223ZM108 249H109V248H108ZM154 249H155V248H154ZM160 249H161V248H160ZM213 249H214V248H212V250H213ZM216 249H217V248H216ZM217 250H218V249H217ZM73 251H74V250H73ZM152 251H153V250H152ZM218 251H219V250H218ZM90 252H91V251H90ZM171 252H172V251H171ZM206 252L209 253L210 251H206ZM249 252H250V251H249ZM125 253H126V252H125ZM131 253H132V252H131ZM208 253H207V254H208ZM251 253H252V252H251ZM253 253H254V252H253ZM80 254H81V253H80ZM109 254H111V253H109ZM210 254H211V253H210ZM210 254H209V255H210ZM212 254H213V253H212ZM160 255H161V254H160ZM209 255H208V256H209ZM73 256H74V254H73ZM152 256H153V255H152ZM208 256L206 255V257H208ZM83 257H84V256H83ZM163 257H164V256H163ZM163 257H162V258H163ZM165 257H166V256H165ZM165 257H164V258H165ZM201 257H202V256H201ZM257 258H258V257H257ZM109 260H110V259H109ZM194 260H195V259H194ZM141 261H142V259H141ZM96 263H97V262H96ZM96 263H95V264H96ZM180 263H181V262H180ZM231 263H232V262H231ZM258 263H259V262H258ZM185 264H186V263H185ZM190 264H191V263H190ZM261 264H262V263H261Z\"/></svg>",
  "mask_w": 264,
  "mask_h": 264
}]
</instances>
